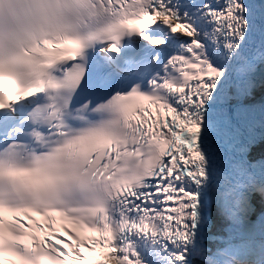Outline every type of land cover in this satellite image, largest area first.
<instances>
[{"label": "snow or ice", "instance_id": "snow-or-ice-1", "mask_svg": "<svg viewBox=\"0 0 264 264\" xmlns=\"http://www.w3.org/2000/svg\"><path fill=\"white\" fill-rule=\"evenodd\" d=\"M0 264H264V0H0Z\"/></svg>", "mask_w": 264, "mask_h": 264}]
</instances>
